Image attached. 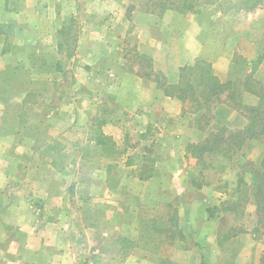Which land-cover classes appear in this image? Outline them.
Instances as JSON below:
<instances>
[{
    "label": "crops",
    "instance_id": "0c3cea01",
    "mask_svg": "<svg viewBox=\"0 0 264 264\" xmlns=\"http://www.w3.org/2000/svg\"><path fill=\"white\" fill-rule=\"evenodd\" d=\"M72 4L3 0L0 16L30 12L27 18L16 15L12 23L22 31L15 36L24 42H52L59 31L47 34L44 28L66 25ZM79 11L86 18L85 33L68 67L82 76L84 69L90 70L99 76L97 86L79 83L69 94L57 90L55 102L25 101V90L15 100H0V264H162L163 254L133 249L119 260L99 248L119 234L129 236L139 222L167 225L169 206L175 209L180 231L170 246L175 262L218 264L225 252L221 217L230 219L231 213H208L207 208L221 205L223 198L195 187L185 166V158L193 157L187 146L201 143L207 131L183 112L182 101L169 95L167 86L128 61L126 45L137 25L127 13V0H84ZM112 12L111 20L100 21ZM257 12L256 20L262 21L264 9ZM201 16L184 32L186 45L175 64L179 68L203 60L221 82H229L230 38H218L197 21ZM109 26L113 36L105 32ZM206 31L210 40H205ZM258 67L255 74H264V56ZM242 100L253 103L255 97L244 93ZM237 116L244 120L230 110L228 124ZM41 119L47 135L46 142L38 144ZM93 151L106 161L85 163ZM147 163L151 172L141 176L150 170ZM238 238L242 245L234 264H252L251 249L264 248V229L245 226Z\"/></svg>",
    "mask_w": 264,
    "mask_h": 264
},
{
    "label": "rangeland",
    "instance_id": "374dc122",
    "mask_svg": "<svg viewBox=\"0 0 264 264\" xmlns=\"http://www.w3.org/2000/svg\"><path fill=\"white\" fill-rule=\"evenodd\" d=\"M182 1L127 0V13L137 25L136 33L131 35L126 45V50H129L130 54L128 61L130 64L138 65L140 72L151 73L150 75L154 76L158 83L164 84L170 91L171 86L179 81L182 66L177 68L175 61L181 56L186 45L184 32L199 14L202 16L197 21L201 25L207 29L211 27L213 34L218 35V38L222 36L226 39L230 38L233 59L228 86L234 89L236 100H228L229 105L225 103L215 105L212 111L196 109L190 98L182 102L183 112H187V116L193 118L194 124L200 125L207 131L206 138H208L210 125L218 120L223 122L224 113L226 115V112L232 110L240 114L241 108L237 100L240 98V102L243 94L246 93L243 87L252 86L253 80L264 81V74H255L264 56V18L262 21L256 20L259 16L257 11L264 9V0H184L183 3ZM72 2V8L65 14L66 25L44 28L47 34H57L56 31H59V35L52 42L51 40L41 43L19 41V37L16 36L22 28L12 22L17 19V14L22 13L27 18L30 12H5V17L1 13L0 18H6L11 23L0 22V100H15L19 95L22 96L24 93L21 92L25 90V101L55 102L58 93L69 94L71 90L73 91L72 86H77L79 83L83 86L91 84L97 86L95 82L99 76L92 74L90 70L84 69L85 75L82 76L76 68L68 67L73 65V56L78 55L79 37L85 33L86 21L79 11L84 0H72ZM2 7L3 0H0V8ZM112 14L113 12L102 15L100 21L111 20L108 16ZM44 17L48 18L47 12ZM96 20L98 21L99 18ZM113 31L110 26L105 30L107 36H113ZM208 35L206 31L205 40H210ZM213 48L217 50L216 45ZM152 56H157L159 59L155 61ZM213 73L215 75L214 71ZM257 76L262 79H258ZM216 109L221 110L220 114L215 112ZM30 112L36 114L31 109ZM41 120L43 123L38 125L40 132L37 135L38 144L46 142L44 138L47 135L46 122L44 119ZM243 122L242 117L237 116L228 126H241ZM57 142L61 143L58 140ZM243 146L231 157L222 156L221 147L216 149L217 151L198 155L193 145L187 146V151L193 155L185 158L188 180L195 187L211 190L223 198L221 205L208 207V213L212 215L231 213L230 219L221 217L225 227L221 245L225 252L218 264H234L238 259V250L242 245L238 233L245 226L252 228L256 225L261 232L264 229V134L247 140ZM87 152H90V149ZM102 157L103 155L97 156L93 151L91 156L84 159L85 163L94 165L96 162L101 163ZM102 159L106 161L105 158ZM73 160L76 158L73 157ZM146 166L150 167V170L146 168L140 173L141 176L151 172V164L147 163ZM200 194L206 195L201 193V190ZM252 213L255 214L254 217H251ZM168 216L167 225L150 220L145 223L139 222L135 224V230L130 228L129 236L119 234L114 241L103 242L99 249L119 260L133 249H141L155 256L163 254L160 255L163 256L162 264H181L173 259L175 248H170L176 234H180L175 220L176 212L171 206L168 208ZM122 231L124 232L123 229ZM251 250L254 260L252 264H264V248H258L257 252Z\"/></svg>",
    "mask_w": 264,
    "mask_h": 264
},
{
    "label": "trees",
    "instance_id": "16d2710c",
    "mask_svg": "<svg viewBox=\"0 0 264 264\" xmlns=\"http://www.w3.org/2000/svg\"><path fill=\"white\" fill-rule=\"evenodd\" d=\"M185 2L184 0L182 3ZM186 6V4H184ZM190 6V5H187ZM230 82H221L214 75L211 65L203 60H196L191 65H185L180 68L179 81L171 86L172 90H165L169 95L177 97L182 102L190 98L196 109H205L212 111L219 104H227V101L236 100L234 89L229 85ZM160 86H165L160 84ZM243 91L255 97V103H244L238 98L240 115L244 118L241 126H228L227 116L229 112L224 113L223 122L216 121L211 124V130L208 138L198 144H191L197 150L198 155L206 152H214L221 147V155L231 157L238 152L247 140L254 139L264 134V81L253 80L252 86H244ZM216 105V106H215ZM229 105V104H227ZM221 110L215 112L220 114ZM203 116V115H202ZM215 116V113H213ZM203 128V127H202Z\"/></svg>",
    "mask_w": 264,
    "mask_h": 264
}]
</instances>
